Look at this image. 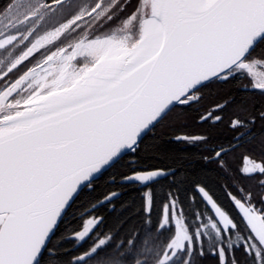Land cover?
<instances>
[{"label":"snow or ice","instance_id":"1","mask_svg":"<svg viewBox=\"0 0 264 264\" xmlns=\"http://www.w3.org/2000/svg\"><path fill=\"white\" fill-rule=\"evenodd\" d=\"M238 84L206 104L215 89ZM237 95L241 98L238 99ZM194 113L187 132L182 123ZM181 129L228 175L235 215L203 184L143 167ZM154 146V145H151ZM239 153L235 173L227 158ZM127 169V170H125ZM139 187L144 226L107 227ZM172 178L157 208L155 186ZM195 196L189 198L195 203ZM72 227L68 259L60 238ZM264 264V0H7L0 6V264Z\"/></svg>","mask_w":264,"mask_h":264},{"label":"trees","instance_id":"2","mask_svg":"<svg viewBox=\"0 0 264 264\" xmlns=\"http://www.w3.org/2000/svg\"><path fill=\"white\" fill-rule=\"evenodd\" d=\"M238 84L225 85L221 89L213 90L206 97V104L213 102L215 99H222L229 91L237 94L236 90ZM237 98L241 97L237 95ZM194 113H187L182 118V123L187 124L188 127L182 129L187 132H198L194 126L193 120ZM181 129L171 128L162 129L159 132V139L157 141L146 142L150 147H147L141 154L139 161L143 167L158 168L163 167L172 170L176 173L175 184L180 190L181 199L185 202L186 211L197 207L203 208V202L195 191V185L203 184L207 187L215 199L230 213L235 215V210L232 208L230 202L225 196V185L231 187L236 180V175H228L222 171L218 166L211 162H206L203 157L207 152L195 145H188L184 143H177L174 140V135ZM154 145V146H151ZM228 164L233 169V173L239 167V161L235 156L227 158ZM127 170V169H125ZM172 184V178L162 179L160 184L155 186L158 201L157 208L154 211L153 219L159 215V200L163 199V193L166 192ZM118 191L120 193L119 199L115 201L116 211H111V206L100 210V214L104 215L107 219V227L122 228L120 232L123 238L129 231L135 229L141 231L144 226L142 216L139 214L140 196L142 195L139 187H120L119 184L112 185L110 177H104L99 181L98 190L94 196H102L109 191ZM195 196V203L190 204L189 198ZM60 238V242L64 247L61 248V253L65 255L63 259H68V254H74L76 246L71 243L72 240V227ZM203 264H212L210 259L203 261Z\"/></svg>","mask_w":264,"mask_h":264},{"label":"flooded vegetation","instance_id":"3","mask_svg":"<svg viewBox=\"0 0 264 264\" xmlns=\"http://www.w3.org/2000/svg\"><path fill=\"white\" fill-rule=\"evenodd\" d=\"M7 2V0H0V6H3V4H5ZM238 87H240V85H238ZM239 157V153L236 154V160L239 161L238 159Z\"/></svg>","mask_w":264,"mask_h":264},{"label":"water","instance_id":"4","mask_svg":"<svg viewBox=\"0 0 264 264\" xmlns=\"http://www.w3.org/2000/svg\"><path fill=\"white\" fill-rule=\"evenodd\" d=\"M198 194V193H197ZM198 196H199V194H198ZM199 198H200V196H199Z\"/></svg>","mask_w":264,"mask_h":264}]
</instances>
